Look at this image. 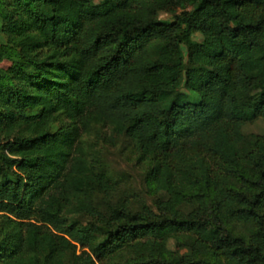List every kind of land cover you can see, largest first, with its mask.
Instances as JSON below:
<instances>
[{"label":"trees","instance_id":"1","mask_svg":"<svg viewBox=\"0 0 264 264\" xmlns=\"http://www.w3.org/2000/svg\"><path fill=\"white\" fill-rule=\"evenodd\" d=\"M0 34V264H264V0H0ZM119 138L151 204L112 202Z\"/></svg>","mask_w":264,"mask_h":264},{"label":"rangeland","instance_id":"2","mask_svg":"<svg viewBox=\"0 0 264 264\" xmlns=\"http://www.w3.org/2000/svg\"><path fill=\"white\" fill-rule=\"evenodd\" d=\"M179 11L180 9H177V12ZM159 17L160 19L167 21L172 19V14L161 13ZM2 38L3 37L0 34V40ZM201 38V35L198 33L193 36V39L196 41H199ZM182 49L184 54H186L184 46ZM12 64V61L9 59H3L0 61V67L3 69H8ZM0 82L10 83L12 81L9 75L3 74L0 76ZM15 83L22 82L18 81ZM244 131L248 133H262L264 131V121L256 119L253 122L246 123ZM3 143L4 142L0 143V149ZM101 146L103 167L116 180V190L113 192V197L111 198L113 199L112 202L117 201L124 195H129L134 204L140 201H146V203L151 204L152 198L146 193L143 182L146 166L139 158L136 150L122 138H119L113 145L104 144ZM77 219L83 224L87 221L86 218L82 216L77 217Z\"/></svg>","mask_w":264,"mask_h":264}]
</instances>
